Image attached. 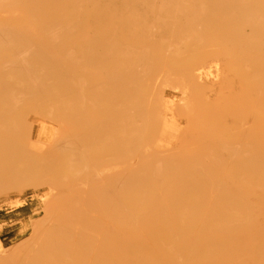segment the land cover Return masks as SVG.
Here are the masks:
<instances>
[{
  "label": "bare ground",
  "instance_id": "6f19581e",
  "mask_svg": "<svg viewBox=\"0 0 264 264\" xmlns=\"http://www.w3.org/2000/svg\"><path fill=\"white\" fill-rule=\"evenodd\" d=\"M7 1L0 0V8ZM75 3V36L86 46L78 52L100 63L97 74L106 77V121L128 120L138 112L143 115L144 107L127 105L119 109L110 104V98L113 95L119 100L129 95L147 98L146 85L151 83L153 87L154 82L151 72L167 67L178 74L173 77L174 84L165 80L163 87L180 89L181 97L178 102L170 98L151 100L149 109L161 104L165 108L164 127L152 132L151 137L173 139L169 134L175 129L169 126L170 122L174 117L180 121L196 112L204 105L199 103V94L205 92L211 99L210 107L194 123L195 133L216 120L213 133L217 138L213 135L211 141L199 144L202 149L213 144L209 155L191 154L185 160H170L163 170L159 162L153 167L144 165L160 149L140 151L138 141L124 132L121 136L106 137V145L129 142L135 152L140 151L145 157L139 164L127 159L103 170L107 183L123 184L121 189L109 187L106 197V204L123 218L106 217L129 222L138 212L146 214L144 210L151 208L149 204L165 194L169 195L168 202H164L159 212L151 213L150 218L170 212L175 217L169 223L174 226L170 231L160 228L149 236L124 237L115 231L100 230V220H88L87 226L83 225L85 233L82 228L77 230L82 241L74 247L80 250L75 252L74 261L67 263L264 264V0H75ZM97 46L103 49H96ZM210 57L216 60L205 67ZM179 58L185 59L184 64H170ZM204 68L211 70L202 75L198 70ZM24 71L31 70L24 67ZM221 89L227 92L214 97ZM148 122H152L150 116L146 117ZM59 134L46 124L40 125L38 131L40 141L57 138ZM169 144L166 142L164 146ZM187 149L189 153L198 148ZM114 151L113 155L123 153L121 149ZM21 152L15 146L0 158V178L7 160L18 159ZM181 167L184 173L171 174L172 169ZM160 175L168 180L165 185L138 189L141 181H156ZM116 192H139L138 203H112L111 196ZM101 240L107 242L103 244ZM85 247L89 249L84 251Z\"/></svg>",
  "mask_w": 264,
  "mask_h": 264
},
{
  "label": "rangeland",
  "instance_id": "374dc122",
  "mask_svg": "<svg viewBox=\"0 0 264 264\" xmlns=\"http://www.w3.org/2000/svg\"><path fill=\"white\" fill-rule=\"evenodd\" d=\"M76 12L75 0H9L0 8V158L12 147L22 150L18 159L7 160L2 167L0 264L73 262L75 252L80 250L74 245L82 241L77 230L82 228L85 233L83 225L87 226L88 220H100V230L115 231L124 237L149 236L160 228L170 231L174 225L169 220L174 219V214L165 212L156 219L150 218L151 213L159 212L157 210L164 202H168L169 195L165 194L149 204V212V209L144 210L146 214L138 212L131 222L107 218L108 215L122 217L119 211L106 204V197L109 187L121 189L123 184L121 181L114 185L107 183L103 170L127 159L139 164L145 160L140 151L154 147L160 149L159 154L145 160L144 165L153 167L159 162L163 170L170 160L177 162L192 155L213 152V144L204 149L199 144L215 137L213 131L217 121L202 131L195 133L194 129V123L200 121L210 107L211 99L205 92L199 94V103L204 105L201 104L196 112L180 121L174 117L170 122L169 126L175 129L169 134L173 139L151 137L152 132L164 127L165 119L164 105L149 109L151 100L170 98L178 102L181 97L180 89L162 84L165 80L171 85L175 83L173 77L178 73L173 68L163 67L161 71L151 72L153 87L151 83L146 85L144 92L148 97L145 99L129 95L119 100L116 95L111 96L113 107L122 109L127 105H139L146 110L143 115L138 112L128 120L113 118L106 121V77L100 78L97 74L100 63L78 52L86 46L75 36L73 18ZM215 58L210 57L205 67L212 65ZM184 62L185 59L179 58L170 64ZM24 67L31 71H24ZM210 70L204 68L198 72L204 75ZM159 80L161 84H157ZM225 92L227 90L221 89L214 97ZM147 116L151 117V123L146 124ZM42 124L52 127L59 136L40 141L38 131ZM134 124L136 130H133ZM122 132L131 134L142 150L135 152L129 142L106 145V137L121 136ZM166 142L170 143L169 147L164 146ZM191 146L197 147V151L188 153L187 148ZM116 149L123 153L113 155ZM182 173V167L171 171L172 175ZM161 176L152 181L156 184L141 181L138 189L165 185L168 180ZM138 195L139 192H116L111 196L112 203L137 204ZM100 213L103 216H99ZM88 249L85 247L84 251Z\"/></svg>",
  "mask_w": 264,
  "mask_h": 264
}]
</instances>
